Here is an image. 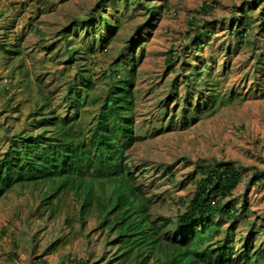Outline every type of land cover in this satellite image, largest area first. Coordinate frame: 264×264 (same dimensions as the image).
<instances>
[{
    "label": "rangeland",
    "instance_id": "1",
    "mask_svg": "<svg viewBox=\"0 0 264 264\" xmlns=\"http://www.w3.org/2000/svg\"><path fill=\"white\" fill-rule=\"evenodd\" d=\"M131 1L138 7L137 0ZM252 1L147 0L150 7L165 8L149 22L145 11H127L122 0H0V44L16 52L6 53L0 47V159L15 134L33 130L30 116L43 100L49 110L60 115L69 112L70 87L78 84L82 65L83 74L96 85L95 94L102 96L113 83L106 72L116 67L121 53H128L127 42L139 31L143 43L134 53L136 59L142 55L134 87L139 141L126 156L136 173V185L150 200L151 219L176 220L185 211L202 176L197 162L232 163L243 180L226 202L236 207L239 216L234 225L224 219L221 237L230 234L241 253L249 234H255L257 264H264V14L260 8L250 15L245 43L239 44L232 34L242 30L235 22L246 16ZM204 5L212 9L204 11ZM97 10L108 21L114 16L119 20L115 37L101 51L97 33L91 38L97 42L95 55L67 63L66 45L75 50L85 41L86 19L94 15L101 24ZM197 29L212 31L211 36L203 35L202 50L194 47ZM86 42L92 44L90 39ZM82 49L86 50L84 44ZM83 50L78 57L85 58ZM193 69L204 72L206 84L196 78L189 82L186 76ZM213 95L219 96L214 110L184 126L186 110L195 113L197 103L203 107ZM92 103L81 115L87 125L99 108ZM48 188L41 183L15 187L0 199V264H106L118 254L115 230L99 228L97 215L82 226V193L64 190L52 217L47 208L38 211ZM149 264L163 261L153 258Z\"/></svg>",
    "mask_w": 264,
    "mask_h": 264
},
{
    "label": "trees",
    "instance_id": "2",
    "mask_svg": "<svg viewBox=\"0 0 264 264\" xmlns=\"http://www.w3.org/2000/svg\"><path fill=\"white\" fill-rule=\"evenodd\" d=\"M122 1L127 11H145L149 22L165 9L164 6L150 7L145 4L147 0H137L138 7L131 0ZM259 8L264 14V0L248 2L249 12L235 22V26L242 28L240 32H232L240 39L239 44L245 43L249 36L250 15ZM210 9L212 7L209 5L203 6L204 11ZM96 12L101 24L94 15L86 19L83 28L85 41L79 42L75 50L71 45H66L69 57L67 63L94 56L97 52L94 42H97L91 38L97 33L98 49L101 51H105L115 37L119 20H115L114 16V20L108 21L100 10ZM82 24L75 25V29ZM211 33L207 29L204 32L197 29L194 47L202 50L203 35L211 36ZM70 34L68 32L67 37ZM139 34V31L134 33L131 41L127 42L130 45L128 53H121L116 67L106 72L113 83L108 84L109 89L102 96L95 94L96 85L89 75L83 74L85 65H82L78 84L70 87V97L67 98L69 112L60 115L55 110H49L48 101L43 100L42 107L31 114L33 130L27 132L24 129L15 134L5 153L1 154L0 199L15 187L38 186L40 183L48 185L38 211L47 208L52 217L58 212L64 190L74 189L76 193H82V226L86 225L89 217L97 215L99 228L115 230L118 254L106 264H149L153 258L162 260L163 264H257L260 256L254 248L255 234H249L241 253L235 250L230 234L227 238L221 237L224 219L231 220L234 225L239 216L236 207L226 202L243 180V173L232 163L197 162L202 176L195 182L196 190L185 205V211L179 212L176 220L151 219L150 200L145 197L142 188L136 185V173L132 171L129 157L126 156L127 151L139 141L134 118V87L142 56L136 59L134 53L135 47L139 48L143 43ZM135 35L139 38L136 39ZM89 39L92 44L86 42ZM83 44L85 51L82 49ZM0 47L6 53L16 54L4 45L0 44ZM81 50L85 58L78 57ZM169 63V67H172V60ZM190 73L194 75L193 78ZM190 73L186 76L189 82L194 83L196 78L206 84L204 72L193 69ZM218 99V95L211 96L203 107L197 103L195 113L186 110L183 125L213 111ZM90 102L99 108L92 122L87 125L81 115ZM137 168L135 166L134 170ZM96 187L103 195L98 194ZM41 264L47 263L44 261Z\"/></svg>",
    "mask_w": 264,
    "mask_h": 264
}]
</instances>
